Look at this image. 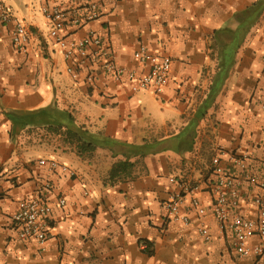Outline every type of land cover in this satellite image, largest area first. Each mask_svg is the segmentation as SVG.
I'll return each mask as SVG.
<instances>
[{
  "label": "crops",
  "instance_id": "0c3cea01",
  "mask_svg": "<svg viewBox=\"0 0 264 264\" xmlns=\"http://www.w3.org/2000/svg\"><path fill=\"white\" fill-rule=\"evenodd\" d=\"M84 1L90 0L54 3ZM98 1L100 16L90 26L116 61L143 72L133 54L145 44L172 57V79L156 97L102 73L87 95L86 70L77 79L67 72L73 62L51 39L37 0L5 4L33 37L28 52L20 53L0 24V264H264V255L237 259L209 215L204 221L212 240L205 241L198 232L201 218L189 204L184 210L192 218L190 226L165 223L162 209L177 188L171 177L192 183L214 178L212 159L219 147L251 151L255 171L264 176V14L239 49L224 88L196 125L190 147L180 148L217 72L210 48L214 32L235 27L236 13L257 0ZM85 32L65 31L74 36ZM50 106L72 113L77 125L116 142L115 148L80 154L65 129L12 118ZM40 159H55L72 173L41 167ZM126 160L134 165L112 180L113 166ZM46 182L52 185L47 200L53 206L54 232L41 252L34 239L19 237L12 215L21 199ZM254 192L246 183L243 214L257 215ZM200 197L209 208V191ZM63 198L65 206L60 205Z\"/></svg>",
  "mask_w": 264,
  "mask_h": 264
},
{
  "label": "built area",
  "instance_id": "2783aa9c",
  "mask_svg": "<svg viewBox=\"0 0 264 264\" xmlns=\"http://www.w3.org/2000/svg\"><path fill=\"white\" fill-rule=\"evenodd\" d=\"M40 11L50 25L49 35L58 46L63 57L72 61L67 72L75 79L86 70L85 82L88 85L87 95L98 83L100 74H105L116 83L129 81L134 92H148L156 97L163 95L169 85L173 73V59L159 49H152L142 44L133 54L134 59L144 67L138 68L119 64L113 54L105 46L102 37L90 24L100 16L98 0L84 1L70 6H59L54 0H37ZM0 24L4 25L11 36L14 47L20 53H27L33 32L31 28L10 8L0 1ZM68 29L86 30L84 35L66 34ZM264 108V96L261 97ZM253 153L249 150L230 151L219 147L212 159L210 181L192 183L171 177L170 181L177 184L169 197L162 202L165 223H177L190 226L192 218L184 209L186 204L201 218L198 232L205 241L212 240L206 216L217 224L220 239H228L238 259L262 257L264 255V176L258 174L253 167ZM229 163L230 166L226 165ZM39 166L51 171L72 173L71 169L55 159H40ZM255 188L253 203L257 215L243 214L242 191L245 184ZM51 183L35 188L30 195L19 201L18 209L12 215L18 225L21 239H34L41 252L48 248L53 236V206L47 200V192ZM207 189L211 195V206L207 208L201 201V192ZM66 205V199L60 200Z\"/></svg>",
  "mask_w": 264,
  "mask_h": 264
},
{
  "label": "trees",
  "instance_id": "16d2710c",
  "mask_svg": "<svg viewBox=\"0 0 264 264\" xmlns=\"http://www.w3.org/2000/svg\"><path fill=\"white\" fill-rule=\"evenodd\" d=\"M263 14L264 0H257L249 8L236 13L234 16L236 22L235 27L226 25L214 32L212 36L213 43L210 48L212 49V58L218 60L217 72L209 87L207 99L195 113V118L189 126L188 133L180 139L182 143L180 148L190 147L191 143H189V140L195 137L196 125L199 120L206 115L207 110L212 106L224 88L230 76V72L236 63V56L239 49L244 44L252 28L260 21ZM14 115L18 116L17 122L19 123H47L50 124V127H54L55 130L65 129L67 139L76 145L80 154L92 152L98 147H109L114 149L116 145V142H111L104 136L91 133L77 125L72 113L60 110L56 107L50 106L29 113H13L12 118H14ZM13 120L16 122L15 118ZM133 165L134 164L128 160L117 162L111 170L110 178L112 180L119 179L121 175L123 173L125 174ZM147 252L149 255L154 254L152 244L148 241Z\"/></svg>",
  "mask_w": 264,
  "mask_h": 264
},
{
  "label": "rangeland",
  "instance_id": "374dc122",
  "mask_svg": "<svg viewBox=\"0 0 264 264\" xmlns=\"http://www.w3.org/2000/svg\"><path fill=\"white\" fill-rule=\"evenodd\" d=\"M3 1H5V2L7 3V4H6V3H5V4L8 5V6H10V5L8 4L9 2H10L11 4H14V5H15V3L18 4V2H19V0H3ZM14 2H15V3H14ZM15 6H16V5H15ZM200 96H201V95H200ZM237 259H238V258H237Z\"/></svg>",
  "mask_w": 264,
  "mask_h": 264
}]
</instances>
